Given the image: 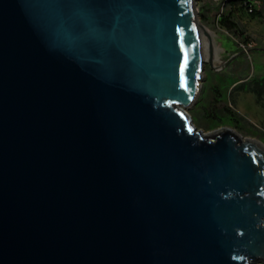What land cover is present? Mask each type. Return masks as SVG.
<instances>
[{
  "label": "water",
  "instance_id": "95a60500",
  "mask_svg": "<svg viewBox=\"0 0 264 264\" xmlns=\"http://www.w3.org/2000/svg\"><path fill=\"white\" fill-rule=\"evenodd\" d=\"M195 0H0V264H264V144L204 132Z\"/></svg>",
  "mask_w": 264,
  "mask_h": 264
},
{
  "label": "rangeland",
  "instance_id": "374dc122",
  "mask_svg": "<svg viewBox=\"0 0 264 264\" xmlns=\"http://www.w3.org/2000/svg\"><path fill=\"white\" fill-rule=\"evenodd\" d=\"M195 3L200 24L208 32L212 44L209 57L203 58L197 101L187 112L192 116L197 129L211 132L224 127H219L220 122L205 115L215 96L214 86L221 85L222 99L228 101L226 88L234 79L247 81L250 77H264V2L254 0L253 3L254 10L260 12V15L253 16L247 11L238 13L232 19L237 25L234 32L228 31L221 24L225 0H195ZM230 92L233 109L251 125L246 131L232 129L244 138L264 144V98L258 100L247 89H231ZM249 132L255 133L257 137L251 136Z\"/></svg>",
  "mask_w": 264,
  "mask_h": 264
},
{
  "label": "trees",
  "instance_id": "16d2710c",
  "mask_svg": "<svg viewBox=\"0 0 264 264\" xmlns=\"http://www.w3.org/2000/svg\"><path fill=\"white\" fill-rule=\"evenodd\" d=\"M257 1L264 2V0ZM253 3L254 0H225V8L221 14V24L230 32L236 31L237 25L232 19L238 13L241 11H247L253 16L260 15V12L254 10ZM220 86L221 85L214 86L215 96L210 103V110L205 113L206 117L216 119L220 122L219 127L226 126L236 128L240 131H246L247 128H251L250 123H247V121H245V119L233 109L232 102H230V90L247 89L253 92L258 100H261L264 98V77H250L247 81H244L243 79H234V81L226 88V93L229 95L228 101L222 99L223 93ZM249 134L253 137H257L255 133L249 132Z\"/></svg>",
  "mask_w": 264,
  "mask_h": 264
},
{
  "label": "bare ground",
  "instance_id": "6f19581e",
  "mask_svg": "<svg viewBox=\"0 0 264 264\" xmlns=\"http://www.w3.org/2000/svg\"><path fill=\"white\" fill-rule=\"evenodd\" d=\"M199 27H200V33H201V38H202L201 45H202L203 58L205 59L206 56H207V58L209 57L208 56L209 55V47L211 46L212 42H211V39H210L208 32L204 29V27L201 24H199Z\"/></svg>",
  "mask_w": 264,
  "mask_h": 264
}]
</instances>
